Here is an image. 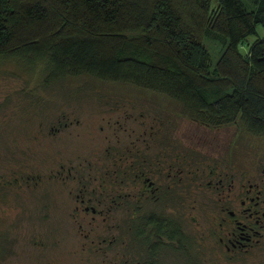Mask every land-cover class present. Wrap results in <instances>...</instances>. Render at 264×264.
Listing matches in <instances>:
<instances>
[{"label":"rangeland","instance_id":"rangeland-1","mask_svg":"<svg viewBox=\"0 0 264 264\" xmlns=\"http://www.w3.org/2000/svg\"><path fill=\"white\" fill-rule=\"evenodd\" d=\"M258 31L264 36L262 27ZM204 41L215 61L219 45ZM148 128L160 137L149 136ZM175 140L193 157L230 156L235 187L264 172V136L245 131L240 122L210 128L184 116L180 104L162 93L90 75L45 87L36 72L0 59V264H115L117 255L94 249L99 236L91 214L71 217L77 180L95 185L107 168V151L115 159L132 144L157 147ZM68 169L73 176L62 179ZM197 192L196 208L181 211L191 234L209 227L218 213L217 196L204 188ZM79 220H85L82 228ZM195 250L200 264H264V235L236 257ZM185 256L167 255L165 263L187 264Z\"/></svg>","mask_w":264,"mask_h":264},{"label":"trees","instance_id":"trees-1","mask_svg":"<svg viewBox=\"0 0 264 264\" xmlns=\"http://www.w3.org/2000/svg\"><path fill=\"white\" fill-rule=\"evenodd\" d=\"M259 26L264 0H0V59L45 87L80 75L129 83L204 126L264 136Z\"/></svg>","mask_w":264,"mask_h":264},{"label":"flooded vegetation","instance_id":"flooded-vegetation-1","mask_svg":"<svg viewBox=\"0 0 264 264\" xmlns=\"http://www.w3.org/2000/svg\"><path fill=\"white\" fill-rule=\"evenodd\" d=\"M149 128V136L160 137ZM166 143L157 147L149 141L142 147L132 144L126 147L125 156L115 159L107 151L103 158L108 159L107 168L96 175L95 185L79 177L71 217L76 219L80 211L91 214L90 223H96L99 236L94 249L117 255L115 264H166L167 255H187L185 263L200 264L195 248L208 251L198 255L230 257L259 243L264 235V172L254 182L243 174L247 186L235 187L236 171L230 156L222 159L202 153L193 157L181 148L180 140ZM71 175L68 169L61 178ZM198 187L217 196L218 213L212 215L209 227L191 234L182 223L181 211L183 206L184 210L196 208ZM84 221L76 222L82 228ZM119 246L125 251L118 252Z\"/></svg>","mask_w":264,"mask_h":264}]
</instances>
